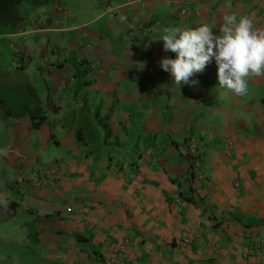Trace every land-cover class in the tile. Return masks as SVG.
Listing matches in <instances>:
<instances>
[{"label": "crops", "instance_id": "obj_1", "mask_svg": "<svg viewBox=\"0 0 264 264\" xmlns=\"http://www.w3.org/2000/svg\"><path fill=\"white\" fill-rule=\"evenodd\" d=\"M122 2L25 4L16 30L0 36L10 43L1 56L8 70L23 63L12 44L31 48L20 67L46 111L36 129L25 115L28 133L19 129L25 116L0 119V151L9 155L0 153V221L13 224V236L0 233V264H106L123 239V264H264V75L250 77L238 96L219 87L214 58L191 86H176L159 64L176 58L163 51L165 29L207 25L218 35L234 15L264 31V0ZM185 2L180 17L176 6ZM52 13L58 28L36 30ZM143 24L150 32L136 41L132 32ZM83 40L100 55L102 77L79 70ZM47 63L54 68L42 73ZM54 158L66 164L55 185L14 183Z\"/></svg>", "mask_w": 264, "mask_h": 264}, {"label": "clouds", "instance_id": "obj_2", "mask_svg": "<svg viewBox=\"0 0 264 264\" xmlns=\"http://www.w3.org/2000/svg\"><path fill=\"white\" fill-rule=\"evenodd\" d=\"M140 26L148 27L150 32L147 24ZM218 30L217 35L207 25L184 30L165 29L161 40L163 51L175 53L176 58L165 56L159 61L160 67L171 74L176 86H191L197 82L190 77L202 73L214 58L219 87L244 96L248 91L249 78L264 75V31L254 30L250 17L237 19L234 15L225 16Z\"/></svg>", "mask_w": 264, "mask_h": 264}, {"label": "built area", "instance_id": "obj_3", "mask_svg": "<svg viewBox=\"0 0 264 264\" xmlns=\"http://www.w3.org/2000/svg\"><path fill=\"white\" fill-rule=\"evenodd\" d=\"M146 0H123L122 6L128 8L129 6L139 5L142 7ZM177 11L179 16L182 17L186 14L188 10V2L179 3L177 4ZM57 10V9H56ZM51 29L56 30L58 27L56 26V16L55 13L50 14L47 19L44 21V24L36 28V30H44ZM149 32V28L145 26H139L135 28L134 32H132L133 37L136 40H141L144 38ZM80 47L83 50V65L87 67V70L91 68H97V71L100 73L102 72V59L101 57L93 50L92 44L89 41L83 40L80 41ZM11 54L12 56H18L23 63H27L31 56H30V48L25 44L19 42L14 44L11 47ZM21 63V64H23ZM48 67V65H45ZM98 74V73H97ZM189 148L191 150H198L197 140L191 139L188 143ZM19 161L23 162L26 165H29V159L25 157H20ZM203 159L196 155L194 162H193V170L196 173V182L201 184L205 178L203 174ZM66 164L62 158H54L52 160L46 162H38L31 166L30 170L25 173H19L16 175L14 179V183L18 186L26 187L30 186L31 188H43L55 185L58 181L60 174L62 173L63 169L65 168ZM136 173H140L137 168H133ZM132 175V173H131ZM130 175V176H131ZM67 210V209H66ZM185 241L186 238L184 239ZM128 240L123 239L120 244H118L116 253H113L106 257L105 263L106 264H123V260L126 256L129 255V247Z\"/></svg>", "mask_w": 264, "mask_h": 264}, {"label": "trees", "instance_id": "obj_4", "mask_svg": "<svg viewBox=\"0 0 264 264\" xmlns=\"http://www.w3.org/2000/svg\"><path fill=\"white\" fill-rule=\"evenodd\" d=\"M57 0H0V36L16 30L23 19V2L32 7L54 4ZM151 25L150 23H148ZM2 45L5 42L0 38ZM1 47V45H0ZM1 51V49H0ZM1 62V56H0ZM15 74V77H14ZM26 78L20 66L5 69L0 63V119L11 124L29 115L32 128H38L46 118V111L39 100L37 90ZM79 136V134H78Z\"/></svg>", "mask_w": 264, "mask_h": 264}, {"label": "rangeland", "instance_id": "obj_5", "mask_svg": "<svg viewBox=\"0 0 264 264\" xmlns=\"http://www.w3.org/2000/svg\"><path fill=\"white\" fill-rule=\"evenodd\" d=\"M26 2H23V5H22V8L24 7ZM92 45L93 43L90 42ZM0 56H9V46H10V43L6 45V48L2 45L1 41H0ZM94 50V49H93ZM82 60L83 58H81V61H80V65H79V70L81 72L84 73L85 76H90L92 77L93 75H99L100 77H102L104 74H105V65L104 63L102 62V72H98L97 71V68H91L90 70H87L88 68L87 67H84L83 64H82ZM1 65L7 69L8 68V61L6 60H1ZM54 67L52 66V64H48V67L47 66H44L43 69L41 70L42 73H45L49 70H52ZM14 69V68H13ZM26 78L31 82V80L28 78L27 75H25ZM14 77H15V74H14ZM32 83V82H31ZM32 86L33 83L31 84ZM35 87V86H34ZM28 122H30V119L28 116H25L23 118V120L21 121V124L19 125V129H21V131H23L24 133H28ZM6 121H4L3 124H0V146L4 147L6 145V137H5V132H4V129L6 127ZM5 125V126H4ZM29 137L31 138L32 137V134L29 135ZM0 153L4 156V157H9L8 153L6 151H0ZM3 183H4V179H3V176H2V171H1V167H0V188L1 186H3ZM9 218L8 219H5L3 221H0V233L1 232H5V233H8V234H11L13 236V230L11 229V226H13L12 222H8ZM6 222V224H10V225H3V223Z\"/></svg>", "mask_w": 264, "mask_h": 264}]
</instances>
